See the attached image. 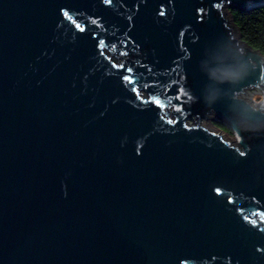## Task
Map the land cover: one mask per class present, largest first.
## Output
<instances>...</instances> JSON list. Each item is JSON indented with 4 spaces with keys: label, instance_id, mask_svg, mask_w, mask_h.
<instances>
[{
    "label": "water",
    "instance_id": "obj_1",
    "mask_svg": "<svg viewBox=\"0 0 264 264\" xmlns=\"http://www.w3.org/2000/svg\"><path fill=\"white\" fill-rule=\"evenodd\" d=\"M260 5L0 0V264H264V133L198 99L223 37L264 84L227 9Z\"/></svg>",
    "mask_w": 264,
    "mask_h": 264
},
{
    "label": "clouds",
    "instance_id": "obj_2",
    "mask_svg": "<svg viewBox=\"0 0 264 264\" xmlns=\"http://www.w3.org/2000/svg\"><path fill=\"white\" fill-rule=\"evenodd\" d=\"M223 38L227 41L225 56L199 61V69L206 79L198 99L214 107L221 97L225 98L229 103L222 105L223 120L229 128L249 135L264 133V104L251 102L242 90L254 76L257 62L230 38ZM237 104L242 106L239 111L234 107ZM226 112H231L232 116L224 115Z\"/></svg>",
    "mask_w": 264,
    "mask_h": 264
},
{
    "label": "trees",
    "instance_id": "obj_3",
    "mask_svg": "<svg viewBox=\"0 0 264 264\" xmlns=\"http://www.w3.org/2000/svg\"><path fill=\"white\" fill-rule=\"evenodd\" d=\"M231 14L241 39L264 53V5L249 10L232 7ZM216 123L228 129L223 122L216 120Z\"/></svg>",
    "mask_w": 264,
    "mask_h": 264
},
{
    "label": "rangeland",
    "instance_id": "obj_4",
    "mask_svg": "<svg viewBox=\"0 0 264 264\" xmlns=\"http://www.w3.org/2000/svg\"><path fill=\"white\" fill-rule=\"evenodd\" d=\"M227 9L231 12V9L229 6H227ZM113 59H115L116 61H118L117 57L115 55L112 56ZM250 87L246 88L244 90V92L246 93L247 90ZM146 94V93H145ZM247 94V98L250 99L251 102L256 103L261 99V94L260 93H255L254 95L250 94V93H246ZM208 116V117H206ZM206 116H202L199 119V123L220 133L224 138L230 140L232 143L234 144H238V135L235 131H233L232 129L228 128H224L221 127L220 125H218V123H216V119L218 118L217 115L214 112H210L207 113ZM198 118L197 117H193V118H189L188 122L190 124L197 122Z\"/></svg>",
    "mask_w": 264,
    "mask_h": 264
},
{
    "label": "bare ground",
    "instance_id": "obj_5",
    "mask_svg": "<svg viewBox=\"0 0 264 264\" xmlns=\"http://www.w3.org/2000/svg\"><path fill=\"white\" fill-rule=\"evenodd\" d=\"M246 93H250L252 95H254L255 93H260L261 94V98L264 96V84H260L258 86H253L250 87ZM258 102H256L257 104Z\"/></svg>",
    "mask_w": 264,
    "mask_h": 264
},
{
    "label": "snow or ice",
    "instance_id": "obj_6",
    "mask_svg": "<svg viewBox=\"0 0 264 264\" xmlns=\"http://www.w3.org/2000/svg\"><path fill=\"white\" fill-rule=\"evenodd\" d=\"M157 103H159V101H157Z\"/></svg>",
    "mask_w": 264,
    "mask_h": 264
}]
</instances>
